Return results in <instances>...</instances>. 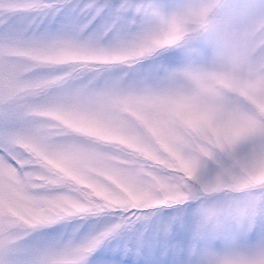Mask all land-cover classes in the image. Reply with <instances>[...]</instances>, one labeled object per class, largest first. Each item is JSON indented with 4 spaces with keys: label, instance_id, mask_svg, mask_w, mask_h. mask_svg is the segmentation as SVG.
<instances>
[{
    "label": "snow or ice",
    "instance_id": "obj_1",
    "mask_svg": "<svg viewBox=\"0 0 264 264\" xmlns=\"http://www.w3.org/2000/svg\"><path fill=\"white\" fill-rule=\"evenodd\" d=\"M0 264H264V0H0Z\"/></svg>",
    "mask_w": 264,
    "mask_h": 264
}]
</instances>
